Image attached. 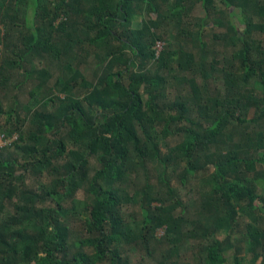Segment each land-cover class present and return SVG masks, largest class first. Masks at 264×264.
Here are the masks:
<instances>
[{
  "label": "trees",
  "instance_id": "obj_1",
  "mask_svg": "<svg viewBox=\"0 0 264 264\" xmlns=\"http://www.w3.org/2000/svg\"><path fill=\"white\" fill-rule=\"evenodd\" d=\"M22 1L0 0V90L15 65L25 76L13 86L16 106L22 84L36 74L45 78L30 95L49 82L45 108L60 103L15 121L17 108L6 115L3 134L18 139L0 152V264H142L126 247L156 253L160 264H184L183 239L195 241L197 264H228L232 252V264L245 263L242 252L252 255L249 264H264V0H29L39 26L21 18ZM197 7L204 17L197 19ZM145 8L149 17L134 26ZM206 19L225 30L211 41ZM173 21L176 47L156 57L154 46ZM188 39L202 57L211 54L208 44L224 50H214L206 65L187 49ZM77 50L95 56L91 75L75 65ZM34 55L45 66H25ZM218 68L224 93L206 95L196 77ZM175 70L181 79L166 73ZM176 79L190 84L188 97L171 98ZM3 110L0 99V116ZM154 164L162 169L157 177ZM169 169L182 183L209 173L193 215ZM42 177L47 181L38 182ZM80 189L87 199L75 198ZM126 207L140 219L131 222ZM72 215L87 239L70 245ZM240 236L244 247L235 241Z\"/></svg>",
  "mask_w": 264,
  "mask_h": 264
},
{
  "label": "rangeland",
  "instance_id": "obj_2",
  "mask_svg": "<svg viewBox=\"0 0 264 264\" xmlns=\"http://www.w3.org/2000/svg\"><path fill=\"white\" fill-rule=\"evenodd\" d=\"M26 1V2H25ZM21 10H20V16L21 18L24 17V15L28 16L30 18V22H35L36 26H39V19H37L38 17L33 13V7H32V3L29 2V0H24L21 3ZM140 16L137 18V20L134 21V26L139 25L142 20H146L149 17V12H147L146 8L144 10L140 11ZM194 14L196 15V17L202 18L204 17V12L200 10L199 7L196 8V12H194ZM197 19H193L191 18L189 22L192 23V25L190 24V26H192L193 28H195V25L198 24V20ZM61 20V18L59 17L57 19V23H59ZM233 22L234 24L238 27L239 30H244V26L238 21V18H233ZM176 27H175V26ZM180 29V27L176 24L171 23L170 25H166L165 28L162 30L163 32V39L162 42L164 43V51L168 50V48H170V43H173L172 47H176V39L175 37L178 34V30ZM224 29H221L219 27H216L215 24L212 22V20L206 19V26H205V30H204V37L206 41H211L213 34L216 33H220V32H224ZM179 40V39H178ZM182 41V39H181ZM178 42V41H177ZM188 44H187V49L191 52H193L196 56V60L197 62L200 61L202 63H205L206 65H209L211 59H212V52L218 51L219 53L224 50V46L222 47V44H220V46H218V48H214L212 49V51L210 50L211 44H208L207 47L205 48L206 52H211V54H207L204 55L202 57V51L201 49L198 47V43L197 41L193 40L191 41V39H188ZM206 43H210V42H206ZM175 45V46H174ZM214 51V52H215ZM77 56H75L77 59L75 60V65H77L78 68H80V70H82V72L86 75H91L92 74V70L94 68V63L96 61L95 56L92 53H86L85 51H78ZM231 52V49L229 50L228 48L225 49V54H228ZM4 53V47L2 44H0V55ZM219 61H222L223 55L219 54ZM11 58H15V55H11ZM24 65L29 67V68H34V67H42L45 66V63H40L39 64V59L37 58L36 55L33 56L32 58V62H24ZM57 65L53 66V76L51 77V79L55 78V76L57 75ZM209 72V76L207 78H203V76L198 75L196 77L197 83H199L202 86V89L204 90V93L206 95L209 96H217L218 94L224 93V89H225V83H224V79L222 76V73L220 72V68H218L217 70H215V72L213 71H208ZM167 74L170 75V77L172 76H177L178 79H181V76L179 74V71H173L171 74L169 72H166ZM166 74V75H167ZM6 76L9 77V81L6 84L7 89L5 90H0V99L3 103V107H4V113L2 116H0V132L3 133L5 132V129L9 127L8 123H7V116L8 112L10 110H12L13 108H17V112L14 114V121L16 118V115L19 114L21 118H23V116L27 113V112H32L35 113V111H44L46 110H52L54 108V106H57L60 102H48L46 103L47 106L45 108V105L43 103V98L49 93L47 87L49 86V82L48 83H43L44 85L41 86L40 89L37 90V94L36 96H31L30 95V90L33 89V87L36 84L42 83V80L45 78L44 76H41L39 74H36L35 76H31L29 77V79L27 81H25L22 86H21V91L18 94V99H19V105L16 106L14 101L15 98H13V94H14V90L13 86L21 83V81L24 80L25 76H24V71L23 68H17L14 65L13 67L7 68V73ZM5 76V77H6ZM168 76V75H167ZM194 78L192 76H186L185 80L186 81H191V79ZM176 79L173 81V84L178 85L179 84V80ZM53 81V80H51ZM186 82L185 85H178V88L175 87V91L174 95H171V98H178V96H182L184 98L188 97L190 95V84ZM59 88H54L51 92H58ZM8 93H5L7 92ZM50 92V93H51ZM59 93V92H58ZM59 95L61 97H64V94L59 93ZM254 117V110L251 111L250 115H249V119H252ZM28 125V124H27ZM244 126V125H243ZM241 129H244L243 127L240 126ZM240 128H238L237 132H240ZM166 144H168V146H173L175 144V140L174 139H167ZM72 146V145H70ZM69 146V147H70ZM166 146V145H164ZM163 146V149L166 150V148ZM11 150L10 149H5L2 152H7ZM260 169V168H259ZM264 169V166L263 168ZM213 169H210V172H212ZM151 171H152V177H157L159 175V173L162 172V169H160V167L157 164H154L151 167ZM172 169H169L168 171V175L169 177H171V182H172V186L175 188L178 196L180 197V200L184 203V205L186 206V208L190 211V215H193L194 213H196V211L198 210L199 204H200V196L203 195L204 191L207 190V184H206V179L208 177L207 171H201L199 172L198 176H192L189 177L186 181V183H182L180 181V179L178 178L177 175L172 173ZM45 178V177H44ZM131 178H134V175L131 176ZM38 182H42L44 180V182L47 181V178L43 179V177L41 179L38 178ZM141 180V179H140ZM138 182V181H137ZM34 185V184H33ZM75 198H79L82 200L87 199V194L85 193L84 189H80L77 193V196ZM68 205V204H67ZM180 210V209H179ZM124 213L127 214L128 219L133 222L134 220H138L140 219V215L139 213H137V211L133 208V207H126L124 210ZM69 229H70V233H71V239H70V245L74 242H84L87 237L85 235V233L83 232V226L80 222V218L78 217V215H72L69 217ZM186 229L188 230H192L194 229L195 231H197V233H201L205 230V228L202 227L201 224H199L196 227H194L192 224H189ZM165 228L159 229L157 231V236L159 238L163 237L165 235ZM220 237L222 239L225 238L224 234H221ZM236 242H238V244L242 245L244 247L243 244V238L240 236L238 238V240H235ZM195 243V241L192 243L189 241V239H183L180 243H179V247H180V251H179V255L181 258H184V264H197L195 259H194V249H193V244ZM237 244V243H236ZM80 247V246H79ZM78 247V249H80ZM126 251H128V253L130 254V257L132 259V261L134 263H142V264H160L158 263V256H156V253L154 256H148L146 253H144L143 251H141L140 249L134 248V247H126ZM242 257H245V263L244 264H249L251 261V254H247L246 252H242L240 254ZM234 261V253H230L228 255V264H232V262ZM261 261V259H260ZM258 261V263L260 262ZM182 264V262H181Z\"/></svg>",
  "mask_w": 264,
  "mask_h": 264
},
{
  "label": "built area",
  "instance_id": "obj_3",
  "mask_svg": "<svg viewBox=\"0 0 264 264\" xmlns=\"http://www.w3.org/2000/svg\"><path fill=\"white\" fill-rule=\"evenodd\" d=\"M154 50L156 53V57H160L162 51L164 50V43L162 41H157V43L154 46ZM18 136L16 134H12L10 136H7L3 133H0V152L10 148L11 145L17 141Z\"/></svg>",
  "mask_w": 264,
  "mask_h": 264
}]
</instances>
